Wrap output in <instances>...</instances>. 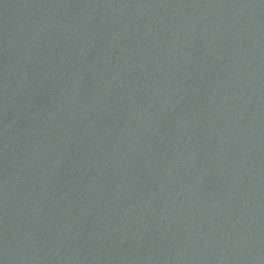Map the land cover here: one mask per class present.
<instances>
[{
    "label": "water",
    "instance_id": "water-1",
    "mask_svg": "<svg viewBox=\"0 0 264 264\" xmlns=\"http://www.w3.org/2000/svg\"><path fill=\"white\" fill-rule=\"evenodd\" d=\"M0 264H264V0H0Z\"/></svg>",
    "mask_w": 264,
    "mask_h": 264
}]
</instances>
